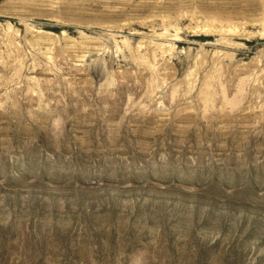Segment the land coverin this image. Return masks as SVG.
<instances>
[{"label":"rangeland","instance_id":"374dc122","mask_svg":"<svg viewBox=\"0 0 264 264\" xmlns=\"http://www.w3.org/2000/svg\"><path fill=\"white\" fill-rule=\"evenodd\" d=\"M0 264H264V0H0Z\"/></svg>","mask_w":264,"mask_h":264}]
</instances>
